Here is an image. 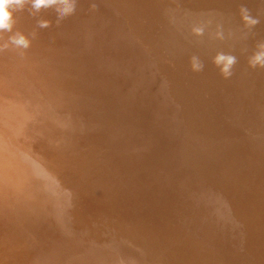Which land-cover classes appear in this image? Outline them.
I'll use <instances>...</instances> for the list:
<instances>
[{
    "label": "bare ground",
    "instance_id": "obj_1",
    "mask_svg": "<svg viewBox=\"0 0 264 264\" xmlns=\"http://www.w3.org/2000/svg\"><path fill=\"white\" fill-rule=\"evenodd\" d=\"M171 1L196 8L230 3V0ZM56 7L34 12L30 4H25L23 10L13 14L12 32L0 34V45L7 44L0 48V264H264L263 164L251 152L239 149L246 162L241 165L237 151L228 145L230 141L212 137L208 133L211 129L203 124L204 140L200 148L204 153L199 156H206L204 161L215 168H194L189 163L197 151L183 149L180 156L179 153L171 156V140H158L147 125L146 111L142 115L144 107L139 110L141 102L136 100L139 107L133 106L134 97L142 95L130 97L133 89L127 86L135 79L127 75L131 70L134 73L132 66L136 64L135 75L143 73L140 77L145 78L146 69L140 67L146 63L137 62L142 56L133 57L129 63L127 52V60L123 58L126 61L116 60L115 49L119 48L112 49L111 40L117 39L109 37L108 31L115 21L127 26L131 21L134 27L136 22L145 24L148 15L143 16L149 11V3L75 0V12L63 19L57 18ZM114 7L118 10L116 19L110 16ZM176 12L171 10L173 15ZM208 13L200 17L198 24L207 23L210 29L215 24H224L218 20L224 17L220 12L216 14L221 18ZM228 16L234 19V15ZM188 20L183 23L194 24V19ZM40 21H49V26L40 27ZM165 26L167 29L169 24ZM198 27L200 30L201 25ZM17 32L30 40L27 49L8 43L9 36ZM209 32L213 35V31ZM221 32L223 35L225 31ZM163 35L166 36V31L161 40ZM223 36L220 38L225 39L226 34ZM125 37L127 41L120 48L132 44L131 37L121 39ZM164 39H168L166 43L170 40ZM208 39L203 43L208 44ZM106 40L110 44L103 46ZM171 40L170 44L164 43L166 47L173 43ZM218 43L224 44L220 39ZM200 44H196L198 49L202 47ZM198 49L195 52L199 53ZM181 57L200 62L191 54ZM144 78L140 79L146 83L148 77ZM147 85H143L141 94L146 92ZM119 90L130 92L127 95L132 103L125 102V98H130L120 97L123 92ZM115 95L125 101L118 104L115 99V103ZM126 103L134 104L130 107ZM132 107L142 114L134 113ZM166 191H173V195ZM194 191L213 195L215 199L210 204L201 200L196 208L192 201L181 198L183 193L189 195ZM158 197L163 205L158 206L155 200ZM175 199L179 200L174 203ZM127 202H150V213L155 216L158 228L153 232L139 231L143 230L139 226V235L133 236L126 234L127 229L96 222L106 216L116 219V212L125 210ZM235 242H240V246Z\"/></svg>",
    "mask_w": 264,
    "mask_h": 264
},
{
    "label": "rangeland",
    "instance_id": "obj_2",
    "mask_svg": "<svg viewBox=\"0 0 264 264\" xmlns=\"http://www.w3.org/2000/svg\"><path fill=\"white\" fill-rule=\"evenodd\" d=\"M132 1H134V0H132ZM145 1L149 3V8H148L149 11L145 12V15L143 16V17H145L146 15H148L145 17V21L143 20L145 24L142 25V24H138L139 22H136L137 24L135 23V27H134V25L130 21V23H131V24L129 23L130 26H127V25H125V22H122L121 20H119V21H121V23L115 21V23H113L114 26H112V28L108 32H109V37H112V38H115V40L116 39L118 40V42H117V40L116 41L111 40V42H113V44L111 45L112 46L111 48L112 49H115L116 47L119 48V49H115L118 53H119V51L122 50L120 52L121 56H120V54L118 55V53H117L116 58H115L116 60L120 59L119 62L121 60L126 61L127 56L128 57L130 56V59H128V61L130 63V62H132L133 57L142 56V57L138 58L139 61L137 60V62L138 63L141 62V64L143 62L146 63V66H145L146 68L144 67L145 64H143V66L140 68L146 69V70H144V69L143 70L145 71V75H147V76H145V78L148 77L147 80L144 78V76L140 77L141 75H143V73H138L139 78L137 75H135L136 74L135 71L138 70V67H137V69H135L136 64L132 66L134 68L131 67L132 69H134V73H133V70H131V72H129L127 76L129 77L130 75H133V77L131 76L130 79L134 78L135 81H137L138 83L135 81L131 82L130 86H132V88L130 86L129 87L127 86V88L128 89L130 88V90L133 89L131 91L132 93L127 92V94L130 93L131 94L130 97L136 96V93H137V95H139V94L142 95L140 97L138 96L139 97L138 99L134 97L133 101L135 100L134 103H136V100L141 102L139 104L140 105L142 104L141 105L142 107H140L139 110H141L144 107L141 110L143 114L138 109H137V111L140 112V114H142V115H144V112L146 111L145 115H146V117H148L147 125L149 126V128H151V131L154 132L153 135L157 136L158 140L159 139L161 140L163 138H166V140L167 139L171 140V146L169 147L171 156L174 155V157H175L176 153H179V156H180V151H183V149H186V151L194 150V151H197V153L195 154L196 157L189 164L192 165L194 168L200 167V168H204V169L213 170L215 168L214 167L215 165H208L207 164L208 161L207 160L204 161V158L206 156L205 157L199 156V154L202 155V153H204L203 149L200 148V144L204 140L203 133L201 132V128H203V127L201 125L205 124L206 127H208L207 128L208 130H209V128L211 129V130H209L208 133H211L212 137L215 136V137L221 138L222 140H226L227 142L230 141L229 142L230 144H228V145H230L231 148L233 147V149L235 151H237V158L240 159L241 165H245L246 162H244L245 158L242 156L240 151L247 150V152L249 151L252 154H254L256 156V158L260 161V163H262L264 166V67L257 66L254 68V67L250 66V63H249L250 58L253 56L254 53H256L258 51L257 45L264 43V0H230V3L226 2L224 5H218V6L211 5L210 7H205V8H199V7L196 8V7L192 6L191 4H184V3L179 4L177 2H172L171 0H169L168 2L166 0H162V1H160V0H145ZM151 1H152V3H151ZM160 2H162V4H160ZM164 2H165V4H164ZM139 3H140V1H139ZM106 6H108V4ZM241 6L248 8L250 11V14L253 17L259 19V23L257 25H255L254 27H248L245 25V23L243 22V20L241 18V12H240ZM170 8H171L172 12H174V10H175L178 13L176 12V15H173L175 13L171 14V10H169ZM181 8H182V10H181ZM186 8L188 11L185 10ZM193 10H194V13L196 15L193 13ZM112 11L114 12V14H113V12H111L110 16H112V17L114 16L116 19L117 15H118L117 8L114 7V10H112ZM136 11H137V9L135 10V13L138 14ZM185 11H187V12H185ZM200 11H202V13ZM196 12L197 13L200 12V13L197 14ZM207 12H209V13L212 12L210 14H211V16L213 14L214 15L213 17H215V18H218L221 15L222 16L224 15V17H223L224 20H223V18H221L222 16L220 17L221 19L218 18V20H221L222 23H224V24L220 25L222 27L215 24L216 26L214 25L213 29L216 28V30H213V29H210L211 25L208 26L207 23L203 24L202 22H200L201 24L200 23L198 24V21H201L200 17L203 15H207L206 14ZM217 12H220L221 15L218 16L217 14H219V13H217ZM221 12H223V13H221ZM187 13L189 14V16L192 14L193 15L192 18H190L191 16L189 17ZM214 13L215 14L217 13V14L215 15ZM230 13H232V15H234V19L232 18L233 16ZM169 14L171 15V17ZM182 14L184 17L182 16ZM185 14L187 15L188 18L186 17ZM198 15H200V16H198ZM137 16L138 15H136V17ZM175 16H177V18L178 17L180 18L181 16L182 17L179 20V18L177 19ZM227 16L228 17L232 16L231 17L232 19L227 18ZM193 17H195L197 19L195 20V18H193ZM166 18H167V20H166ZM182 18L184 20L181 21ZM188 19L189 20L191 19L190 21H192V19H194L192 22L194 24H191V25L189 24L190 26H188V24H185V22L183 23V21L188 20ZM172 20H173V22H172L173 25H171ZM214 20H216V19H214ZM123 21H124V19H123ZM116 22L118 24H116ZM160 22H161V24H160ZM166 23H167V25L169 24V26H170V27L168 26L167 29L165 26ZM180 23H181V26H180ZM234 23L236 26L235 25L232 26V24H234ZM184 24L187 26H183ZM195 24L201 25L200 30L203 32H200V30H199L200 26L199 27H198V25L195 26ZM162 25L165 28H163ZM204 25H207L208 27L205 26L206 27L205 28ZM171 26H173V28ZM174 26H175V28H174ZM229 26H231L232 29ZM186 27H187V29L189 28V30H187ZM193 27H194V29L196 28V30H194ZM202 27H204V30H202L203 29ZM225 27H226V29H225ZM228 27L231 30H233V32L230 29H228ZM207 28H208V31H211V32L213 31L212 33L214 35V39H213V35L210 32L208 33ZM221 28H223L224 30ZM218 29H220V31H217ZM184 30L187 32H189V31L190 32L187 34V32H184ZM198 30L200 33H203L204 35L200 34L198 32ZM162 31H164V32L166 31V36L163 35V37L165 36L164 38L170 39L171 36H172L171 39L174 38L173 40L170 39L173 42V43H171V45L173 44L172 46L169 45V47L171 46L170 49H169V47H166L167 45H165L168 43L170 44V42H169L170 40L167 41V43H166V40H168V39L162 38L163 41L160 39L162 33H164ZM171 31H173V32H171ZM178 31H179V33H178ZM181 31H183V32H181ZM192 31H194V32H192ZM195 31H197V33H195ZM204 31H206V32H204ZM215 31H216V35H215ZM221 31L222 32L225 31L223 33V35L226 34L225 39H223L224 38L223 35L219 34V32H221ZM234 31H235V33H237L236 35H235ZM222 32H221V34H222ZM228 32L230 33V35ZM174 33L178 34L177 35L178 37ZM183 33L187 36L185 37ZM159 34H160V36H159ZM196 34H197V36H198V34H200L198 37L199 39L195 38V37H197ZM206 34H209V35H206ZM210 34H211V36H210ZM227 34H228V37H227ZM231 34L234 37H231ZM167 35L169 37H167ZM192 35H193V37H192ZM103 36L104 35H102L101 37L103 38ZM124 36L131 37V40H129L130 38L128 40H129V43L131 42L132 44L126 45V47L128 46L127 50H125L126 49L125 46L121 47V48L119 47L122 45V42L127 41L126 37L124 38L125 40L121 39ZM203 36H205V38ZM221 36H223L222 39L220 38ZM157 37L159 38L160 42H159ZM182 37L183 38L185 37L187 39H182ZM215 37H216V40H215ZM226 37H227V39H226ZM229 37H231L230 39H233V40H230ZM99 38H100V36L98 37V39ZM178 38H180L181 40ZM192 38L194 39V41H192L193 40ZM200 38H202L203 41ZM204 39L205 40L208 39V41H207L208 44H206V42H205V44L203 43L205 41ZM210 39L212 40V42H210ZM219 39L223 40L224 44L218 43ZM107 40H106V42H107ZM182 40L186 46L182 43ZM228 40H230V41H228ZM174 41H175V43H174ZM178 41L179 42L181 41L180 42L181 44H179ZM200 41H202V43ZM177 42H178V44H177ZM186 42H188V43L186 44ZM196 42L201 43V44L199 43L200 45H202L201 49L199 48L200 50L198 49L199 46H197L199 44ZM105 44L109 45L110 42L109 41L107 43L103 42V46ZM123 45H125V43H123ZM192 45L193 46L195 45V46L191 47ZM205 45L207 46V49L205 48L206 47ZM222 45H224V46H222ZM181 46L183 48L188 46L187 48H189V49L186 50V48H184L185 50L183 51V48L181 49ZM227 46H229V47H227ZM176 47L178 50L176 49ZM178 47H180V48H178ZM195 47H197L196 50L198 49V51H200L199 53L195 52L196 50L193 51V48L195 49ZM155 48H157L160 51H158ZM244 48H245V50H244ZM128 49H131L133 51H130ZM171 49L173 50V54L170 53L172 51ZM235 50H236V52H235ZM128 51L131 53H129ZM185 51H186V53H185ZM201 51H202V53H201ZM122 52L123 53L127 52L128 55H127V53L123 54ZM237 52H238V54H237ZM239 52L243 55H241V54L239 55ZM174 53L177 55H175ZM192 53H194L193 54L194 57H193ZM196 53H198V56L197 55L195 56ZM220 53H222V54L225 53V54L232 55V56H234V54H235L234 57H236V63L232 66V68L230 70L231 71L230 76L226 77L222 73L221 67L218 66L214 62L215 57ZM160 54H162L163 56L162 55L160 56ZM179 54H180V56H182L183 54L184 55L191 54L193 59L194 58L200 59L199 60L200 62L198 64L195 61H191V60L187 61V59H185L186 57L180 58ZM150 55H151V57H150ZM152 55L155 56V58ZM199 55H201V56L203 55V56L201 57ZM101 56H102V53H101ZM123 58L126 60H124ZM149 58H150V60H149ZM133 59H135V58H133ZM146 59L148 61H146ZM164 59H165V61H164ZM170 59H172V60L176 59L177 62H176V60L173 62ZM141 60H143V61H141ZM155 61H156V63H154ZM159 61H161L162 64ZM193 62H195L201 66L199 70H196L193 67ZM134 63H132V64H134ZM152 63H154V64H152ZM238 63L240 64V67H239ZM138 65H140V64H138ZM163 65H164V67H163ZM148 66L152 67V69L151 68L149 69ZM128 71H130V68L127 70V72ZM149 72H150V74H149ZM151 72L153 73V75ZM131 73H133V74H131ZM170 73H171V75H170ZM189 73H190V75H189ZM115 75H117V74H115ZM140 78L141 79L144 78L146 80V83L144 80L141 81ZM139 79H140V81H139ZM128 80H129V78H128ZM142 83H144V84H142ZM156 83H157V85H156ZM229 83H231V84H229ZM140 84H142V88L144 87L143 85L148 84L147 85L148 88L146 89L147 93L146 92L144 94L140 93V91L142 90ZM227 84H228V86H227ZM137 85L141 89L136 87ZM134 86L139 90H136V88H134ZM147 86H145V87H147ZM154 86H156V87H154ZM128 89L126 91H130ZM120 91H122V90H119V92ZM126 91H122L123 92V93L121 92L122 94L117 91L118 92L117 94H121L120 97H129L125 93ZM136 91H138V92H136ZM133 92L135 93V95ZM143 95H144V98L142 99ZM118 97H119V95L113 96L114 101L116 99L118 104H119V102L122 103L125 100H126L125 102H131L132 103V99L130 97L129 98L131 101L129 99H128L129 100L128 101L127 98H125V100H124V98L123 99L121 98L123 100L122 102H121V100H119L120 97L119 98ZM116 101H115V103H116ZM131 103H129L130 105L128 103H126V105H129L131 107V105L134 104V103L133 104H131ZM139 104L136 103L133 106L139 107L138 106ZM135 107L134 108L132 107V109H134L132 111L134 113H138L137 111H135L136 110ZM188 114H190L191 116L189 115L190 117H188ZM212 129H213V131H212ZM208 130H206V131H208ZM217 140H219V139H217ZM220 149H221L220 146H218L217 150H220ZM239 149H240V151H239ZM234 150H232V151H234ZM235 151L233 153H235ZM186 167H188V166H186ZM166 192H167V194L173 195V191H166ZM170 197H172V196H170ZM203 197L205 199H203ZM172 198H175V197H172ZM181 198H183L184 201H192L196 208H198V206H200V204L203 200L205 202H207V204H210L208 202L212 201V203H213V201H214L213 199H215L213 195L201 194L199 191H194L189 195H186L185 193H183ZM155 200L158 203V206L160 204L163 205L161 198L158 197V198H155ZM178 200L179 199H175L174 203H176V201H178ZM149 203L141 202V203L134 204L133 202H127L128 207L125 210H122L121 212H116L118 215L116 219L109 218L108 216H106V217H103L101 219L97 218L98 221H96V222L100 225H108L109 224L113 228H121L124 230L127 229L126 234L129 235L132 233L133 236H135L136 233L139 235L138 229H137V227H139V226H141L143 228V230H139V231H146L147 230L149 232H153V229H157L158 225L156 223L155 216H153V213H150L151 209H150ZM151 212H152V210H151ZM111 214H112V212H111ZM112 217H113V215H112ZM111 219H113V220H111ZM235 244L238 245V244H240V242H235ZM232 245H234L233 242H232ZM238 246H240V245H238ZM241 250H240V252H241ZM228 255H230V254H228Z\"/></svg>",
    "mask_w": 264,
    "mask_h": 264
},
{
    "label": "clouds",
    "instance_id": "obj_3",
    "mask_svg": "<svg viewBox=\"0 0 264 264\" xmlns=\"http://www.w3.org/2000/svg\"><path fill=\"white\" fill-rule=\"evenodd\" d=\"M25 4H30L34 12H39L42 8H51L57 6L55 11L58 19L71 15L75 12V0H0V34L3 32L11 33L15 24L13 19L14 12L23 10ZM241 18L246 26L254 27L259 23V19L250 14L248 8L241 6ZM49 21H40V27H48ZM8 43L17 48L27 49L30 46V40L23 34L17 32L8 38ZM7 47V44L0 45V48ZM258 51L250 58L249 63L252 67H264V43L257 45ZM221 67L222 73L227 77L231 75V68L236 63V57L228 54H218L214 61ZM196 70L200 65L194 64Z\"/></svg>",
    "mask_w": 264,
    "mask_h": 264
}]
</instances>
